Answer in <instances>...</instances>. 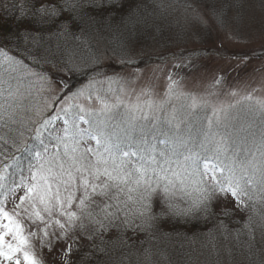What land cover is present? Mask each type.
Returning a JSON list of instances; mask_svg holds the SVG:
<instances>
[{"label": "snow or ice", "instance_id": "obj_1", "mask_svg": "<svg viewBox=\"0 0 264 264\" xmlns=\"http://www.w3.org/2000/svg\"><path fill=\"white\" fill-rule=\"evenodd\" d=\"M201 29L260 59L264 0H0V264L58 244L64 264H264V98L194 122L207 101L129 91L165 30Z\"/></svg>", "mask_w": 264, "mask_h": 264}, {"label": "rangeland", "instance_id": "obj_2", "mask_svg": "<svg viewBox=\"0 0 264 264\" xmlns=\"http://www.w3.org/2000/svg\"><path fill=\"white\" fill-rule=\"evenodd\" d=\"M170 35L171 33L165 30L159 43L150 44L147 55H143L135 61L136 66L124 70L125 73L133 74L138 78L129 86V91L134 88L135 92L139 94L141 90H144L145 95L141 97L142 102H150L155 99L159 103L163 99L171 104V107L167 109L171 113L173 108L179 110L182 104L190 105V97L207 101L206 111L202 109L192 114V119L195 122L204 115L211 116L212 107L221 104L227 107L228 103L236 105L233 109V117L243 118L247 108V102L244 100L246 96L253 94L254 100L264 98V56L257 59L258 53L250 52L253 48L259 49V41L233 42L222 35L217 36L215 33H209L203 29L199 31L198 37L191 35L185 37L177 32L173 41L169 40ZM221 43L224 46L223 58L216 55V50L220 48ZM192 49H199V51L191 53V64H189L187 53ZM182 51L186 53L183 57L179 55ZM241 52H250L252 56L248 62V69L245 70L237 68V65L242 63L240 60L228 55V53ZM172 53H176L177 56L173 57ZM152 55L159 58L153 59L154 63L146 64L149 60L145 61L144 58L152 57ZM162 55H164L163 58ZM174 65H183V67L175 69L174 72L173 78L177 82L175 85L176 94L166 96L164 87L168 83L167 74ZM253 66H260L261 70L251 73ZM221 73H223V79L217 83ZM86 79V77L73 76L69 83L75 88L79 87L81 83H85ZM253 89L256 90L254 93ZM230 91L236 93L235 97L227 95ZM132 99L135 102V95ZM63 247L64 245L58 244L50 252L47 247L41 249L37 245L34 254L37 260L42 261V264H64L61 253Z\"/></svg>", "mask_w": 264, "mask_h": 264}, {"label": "trees", "instance_id": "obj_3", "mask_svg": "<svg viewBox=\"0 0 264 264\" xmlns=\"http://www.w3.org/2000/svg\"><path fill=\"white\" fill-rule=\"evenodd\" d=\"M164 55H166V54H164ZM164 55H162V58H163V56ZM155 58H159V57H157V56H155V55H152V57H149V58H144V60L146 61V60H149L146 64H149V63H154V60L153 59H155ZM161 59V58H160Z\"/></svg>", "mask_w": 264, "mask_h": 264}]
</instances>
